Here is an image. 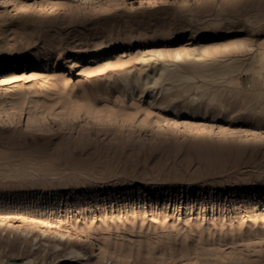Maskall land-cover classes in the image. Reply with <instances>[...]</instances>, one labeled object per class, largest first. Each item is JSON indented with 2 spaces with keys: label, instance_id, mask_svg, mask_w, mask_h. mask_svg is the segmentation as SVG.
Instances as JSON below:
<instances>
[{
  "label": "rangeland",
  "instance_id": "rangeland-1",
  "mask_svg": "<svg viewBox=\"0 0 264 264\" xmlns=\"http://www.w3.org/2000/svg\"><path fill=\"white\" fill-rule=\"evenodd\" d=\"M262 52L264 0H0V264H264Z\"/></svg>",
  "mask_w": 264,
  "mask_h": 264
},
{
  "label": "bare ground",
  "instance_id": "bare-ground-1",
  "mask_svg": "<svg viewBox=\"0 0 264 264\" xmlns=\"http://www.w3.org/2000/svg\"><path fill=\"white\" fill-rule=\"evenodd\" d=\"M257 61L260 62L262 66H264V52H262V54L259 56ZM246 68H248V67H247V65H244V64L237 66L235 63H232V64L228 63L224 66V68H221L218 70V74L220 76H225L229 73H231V74L234 73L236 70L246 69ZM243 71H241V72H243ZM163 72H164V69H163L162 73ZM174 73H175V76H173V77H177L180 79L191 77V76H186V74H183L182 72H178V71H176ZM152 84L153 85L150 86V84L148 82H139L138 87H139V91L141 92V94L144 95V94L152 93L154 91V89L156 88L158 82L155 81ZM160 106H161V109L168 108V104H165V103H161ZM82 256H83V253L80 250L73 247L69 251L65 252L64 255L62 256V258L59 259L56 264H70V263L74 262L75 260L81 258Z\"/></svg>",
  "mask_w": 264,
  "mask_h": 264
}]
</instances>
